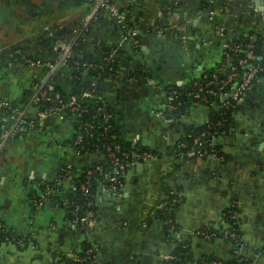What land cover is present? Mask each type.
I'll list each match as a JSON object with an SVG mask.
<instances>
[{
    "label": "crops",
    "instance_id": "obj_1",
    "mask_svg": "<svg viewBox=\"0 0 264 264\" xmlns=\"http://www.w3.org/2000/svg\"><path fill=\"white\" fill-rule=\"evenodd\" d=\"M116 2L142 19L138 43L111 12L101 9L88 24L82 50L111 57L114 69L99 82L104 99L123 138L155 150L158 157L150 165L136 166L116 194L101 188L97 225L83 232L69 220L63 203L71 181L48 191L42 207L30 195L54 181L65 162L75 158L73 167L80 171L95 156L74 157L72 121L52 117L10 139L0 155V221L30 233L34 243L23 249L1 244L0 264H66L60 257L80 250L86 240L99 246V256L111 264H174L164 255L173 253L176 242L166 238L164 224L152 217L165 183L180 187L176 223L181 234L176 237L191 243L194 261L189 264L207 255H233L235 246L226 237L195 234L198 229H223L231 211L244 241L242 251L264 264V77L245 93L229 128L216 138L223 160L178 158L175 152L183 125L208 120L206 105H191L180 115L166 109L170 85L194 83L221 61L218 21L227 25L229 36L239 38L250 30L264 32V12L252 0H211L208 9L202 8V0ZM212 8L217 10L215 20L207 13ZM85 15L75 0H0V134L12 111L27 103L34 84L49 75L47 63L55 53L45 27L53 24L71 39ZM50 84L72 88L65 69Z\"/></svg>",
    "mask_w": 264,
    "mask_h": 264
},
{
    "label": "trees",
    "instance_id": "obj_2",
    "mask_svg": "<svg viewBox=\"0 0 264 264\" xmlns=\"http://www.w3.org/2000/svg\"><path fill=\"white\" fill-rule=\"evenodd\" d=\"M77 5L79 7L85 8V13L86 15L90 12V9L93 5V0H75ZM214 3H211V0H202V8L203 9H208L210 7H213ZM128 12V18H131L130 10L126 9ZM85 15V17H86ZM138 20L137 17H134ZM129 20V19H128ZM219 22L216 24V26L219 25ZM129 25H132L133 23L129 21ZM51 28V31L56 33L59 38H62L64 40H69L65 39L62 37L60 31L58 28H55L53 24L48 25ZM141 36L138 35V37ZM253 36L254 40L252 42V46L249 45L251 42L250 37ZM57 37V38H58ZM55 37H49V43L51 44V48L53 47V44L55 43L56 39ZM228 40L230 45H238L239 46V51L238 55L244 56L247 54L249 50L253 51L254 54L259 55L264 57V32H258L257 30H250L246 35H241L239 38H233L229 36L228 29L226 31V36L224 37ZM83 37L80 39L78 42V45L74 46L73 49V56L69 60L68 64L63 68L67 71V73L70 74V79H71V84L72 88L70 91H65L59 86H53V85H48L47 90L51 95H54L55 93H59L62 96L63 102H68L72 96H77L81 106L86 108V112L83 113V115L80 118H73V117H67L68 120L72 121V129H73V134L70 139V145L73 147V149H78L81 151V155H74V157H79V156H84V155H95L92 157V159L87 162L85 165L82 166L80 171H77L75 169L76 167H73V162L75 161L74 159L70 160L72 163V168L70 171V178L66 177V174L61 170V167H63L64 164L61 165L59 173L63 175V179L61 183L55 185L52 181H49L51 186L54 184V188L52 191H55V189L64 187V182L67 180L72 182V186L69 188L70 192L64 197L63 203L65 206V209L67 211L69 220L73 222L75 219V212L79 215H85L86 211L91 210L93 211V214L95 213L97 216H99V205L97 201V195L100 191L101 188H106V189H111L110 187V182L107 181V176L112 172L113 167H114V162L110 158V150L108 149L109 146L114 145V140L110 138V134H116L118 137L117 142L121 145V148L123 149L122 151H131L133 149H137L140 151H152L155 153L158 157V153L155 150H152L150 148L144 147L142 145L136 144V143H131L125 140L123 138L120 127L117 124V121L115 119V114L113 109L108 105L106 100L104 99V96L101 92V87L99 85V82L106 78L110 72L114 69V62L112 59H106L107 54H102L98 56H93L90 54H86L83 52L82 47H83ZM217 44L220 46L221 49V61L216 64L215 66L206 69L199 79H202V76L204 74H211L213 73L219 66L223 65L226 61L227 55L226 52H230V54H235L233 51H230L229 48H226V50L223 48L221 42L222 39L219 37L217 39ZM259 59H250L248 62V65H253L257 63ZM84 62H92L95 65H102L103 68L100 67H95L89 69L87 73H85L82 70V64ZM247 68L244 66H241L240 69L241 71H244ZM262 77H264V74H259L257 80H255L254 84L258 82ZM198 79V80H199ZM238 80V78H237ZM95 82V83H94ZM172 88L176 89L179 91L181 94L178 99H176L175 102L181 101L182 104L178 107L177 110L171 111L172 113H176L180 115L182 112H184L189 106L194 105L193 100L191 98L192 93L194 92V87H193V81L189 85L186 86H178L176 84L170 85ZM83 91H89L91 93L90 97H85L82 98L81 94ZM32 94V93H31ZM31 96V95H30ZM229 100V99H228ZM58 102H50V101H41L39 104H37L38 111H48L50 110L53 106H55ZM201 105H206L209 109V116L208 120L199 126L196 125H191V124H185L183 125V132L180 134L179 139L175 143V152L177 156L182 155L187 149L192 148L193 145V139L196 135L201 133L204 130H210L214 131L217 129L220 133L217 135H220L221 133L225 132L226 129L229 128L230 123L232 122L233 119V112L237 109L238 103L229 100V103L226 104V101L224 102L221 96H210L209 102H199ZM103 108V110H100ZM104 112H111L113 115L112 117L108 120V123L111 125V127L107 130L104 128L105 124H108L104 115ZM36 117L35 113H29V119H33ZM91 123L94 125L93 128H88L87 130L85 129L87 124ZM215 127V128H210V127ZM88 127V126H87ZM31 130V129H29ZM21 134V133H20ZM20 134L16 135L15 137L19 136ZM79 134L83 135V139L76 143L77 136ZM13 137V138H15ZM12 138V139H13ZM213 140V136L208 135L206 137L207 143L211 142ZM8 143V142H7ZM182 143H186V146H182ZM118 155H121L119 153ZM122 157V160L127 161L131 160V157L124 158ZM187 159V158H186ZM98 165L102 166L101 170H95L93 174L90 176V178H87V171L91 169H95ZM128 172V171H127ZM128 176H124L123 178H126ZM89 181L91 183L89 187L90 194L89 196H86L84 192L81 189L80 182L81 181ZM42 184L39 188L35 189L31 195L35 193H41L43 192L46 196L49 194L47 189H46V184ZM173 190H178L180 191V187L176 184H169L165 183L164 186V194L169 195L168 200H171L173 197H175L177 194H172L170 193ZM48 193V194H47ZM180 202L182 201V196L180 197ZM180 206V203L177 205H171L168 204L164 208H157L153 214V218L160 219V221L163 223L170 218L175 221L176 223V213L177 210ZM98 219V217H97ZM150 221L147 218V223ZM225 221L231 223L232 225L235 223L233 219H230L229 214L226 213L225 216ZM1 222V221H0ZM3 223V222H1ZM3 227H0V245L3 244L6 240H8L7 244H12L18 247L19 249L26 248L28 245L33 244L34 240L28 239L32 237V235L29 234H24L21 233L13 228H10L6 226L3 223ZM75 225L80 228L83 232H88L91 229L86 226V223H75ZM176 225H178L176 223ZM235 225V224H234ZM179 227V225H178ZM164 230H165V235L166 238L170 241L176 242V247L173 251V254H176V258L172 259L171 261L174 264H189V262L194 261L193 256H192V251H191V243L187 239H179L176 237L175 234H173L170 230L169 225H164ZM180 228V227H179ZM222 229L214 231L215 236H223L221 234ZM25 239L28 241V244L26 246H21L18 242L19 239ZM214 238V237H212ZM228 240L231 241V243L234 244L235 246V252L233 255L229 258L226 257H220V256H211L207 255L202 257L203 259L207 260H212V259H218L221 260L223 264H240L239 258L243 255H239L238 250H239V245L235 244L234 240L232 238H227ZM31 242V243H30ZM95 245L86 240L83 242L82 247L80 250L73 252L71 255H65L63 254L60 257L59 262H65L66 264H88L89 261L93 258H95L96 255H98V251L100 250L99 246L93 249ZM92 249L91 251H89ZM242 251V248H241ZM243 252V251H242ZM244 254V252H243ZM75 256L81 257V258H87L86 261H74ZM248 256V255H247ZM246 254L243 256L245 259L247 258ZM103 264H111L109 262H105ZM201 264V263H199Z\"/></svg>",
    "mask_w": 264,
    "mask_h": 264
},
{
    "label": "built area",
    "instance_id": "obj_3",
    "mask_svg": "<svg viewBox=\"0 0 264 264\" xmlns=\"http://www.w3.org/2000/svg\"><path fill=\"white\" fill-rule=\"evenodd\" d=\"M101 9H105L112 13L115 17L116 21L125 29L127 35L135 40L136 43L139 41L138 35H140V28H139V21L142 19H136L134 17L128 18V12L125 8L121 7L116 0H93V5L90 9V12L86 15L84 19V23L80 29L75 30V35L73 38L69 40H64L59 38L58 35L51 31L50 26H46L45 29L48 31L50 37L57 38L55 43L53 44L52 50L55 53V58L53 61L48 62L47 66L49 68V75L43 81L37 82L33 86L32 94L28 99L27 103L18 110L12 111L11 119L8 122L7 127L4 131L0 134V155L4 150L7 142L15 137L16 135L28 131L29 129H35L42 127L46 121L52 117H58L60 119H67V117L73 118H80L84 112H86V108L81 106V103L77 96H72L68 102H63L62 96L59 93H55L51 95L48 90L47 86L50 85L51 77L59 70H62L69 62L71 57L73 56V49L74 46L78 45L80 39H82L83 35L88 29V24L90 21L97 16ZM263 12V11H262ZM210 20H215L217 15V10L215 8L209 9L207 11ZM129 19V20H128ZM129 21L133 24L129 25ZM218 36L222 39V46L226 50L229 48L230 51H233L235 54H230V52H226L227 58L223 65L219 66L213 73L211 74H204L202 79L196 80L193 83L194 92L191 95L193 100V104H199V102H209L210 96H221L223 101H226V104L229 103V100H233L239 103L245 93L250 90L255 80H257L259 74H264V57L256 55L253 51L249 50L246 55L240 56L238 55L239 46L238 45H230L228 40L224 38L226 36L227 25L224 22L219 23L217 26ZM159 32H164V29H159ZM251 42L249 43L252 46V42L254 37H250ZM106 59H110L111 57H106ZM250 59H259V61L253 65H248ZM82 70L87 73L89 69L100 67L103 68L102 65H95L92 62H84L82 65ZM244 66L247 68L244 71H241L240 67ZM238 78V80H237ZM95 83V82H94ZM181 94L178 90L172 88L171 86L167 90L168 96V103L166 105V109L169 111L177 110L178 107L182 104L181 101H176ZM91 93L89 91H83L81 94L82 98L90 97ZM229 99V100H228ZM41 101H50V102H58L55 106H53L48 111H38L37 104ZM5 104H7L5 102ZM36 108L37 111L35 112L36 117L33 119H29V113H31L30 109ZM100 110H103L101 108ZM106 121L112 117L111 112H104ZM105 129H109L111 125L108 123H104ZM88 126V127H87ZM86 126V130L88 128H93L94 125L88 123ZM215 128V127H210ZM220 133L215 129L214 131L204 130L198 135H196L193 139V147L187 149L182 155L177 156L178 158H187V159H194V158H205V157H216L220 160L224 159L223 154L220 151V148L216 144L217 134ZM208 135L213 136V140L209 143L206 141V137ZM118 136L116 134H110V138L114 140V145L109 146L108 149L110 150V158L114 162V167L112 172L107 176V181L110 182V191L114 192L115 194L125 185V178L124 176H128L132 170L136 168L138 164L143 165H150L153 160L157 158V155L152 151H140L137 149H133L131 151H122L121 145L117 142ZM83 139V135L79 134L76 139V143L80 142ZM182 146H186V143H182ZM72 151L76 155H81L80 150L73 149ZM121 153V155H118ZM122 157L128 158L131 157V160L124 161ZM123 158V159H124ZM72 168V163L67 162L61 170L66 174L67 178H70V171ZM102 166L98 165L95 169H91L87 171V178L89 179L90 176L93 174L95 170H101ZM128 171V172H127ZM63 179V175L60 173L57 175L53 183L55 185L61 183ZM127 179V178H126ZM49 183L46 184L47 191L51 192L54 188ZM91 183L87 181H81L80 186L82 191L86 196H89ZM170 193L177 194L171 200H168L169 195L164 194L163 200L158 204L157 208H164L166 205H177L180 203L179 196L181 197V191L173 190ZM46 195L43 192L35 193L32 197L33 203L36 207H42L45 204ZM76 216L73 220L74 224L79 223H86L88 228H94L97 225L98 219L97 215L91 210L86 211L85 215H79L77 211L75 212ZM233 213L229 214L230 219L234 220ZM165 225H169L170 230L173 234L180 235V230L178 225H176L175 221L171 218L165 222ZM235 224V223H234ZM232 225L231 223L225 221V226L221 231V234L226 238H232L235 244L239 245L238 253L239 255L245 256L241 251L242 246L244 245V241L242 239V235L239 233L237 226ZM148 225L147 222L143 224L144 227ZM3 223L0 222V227H3ZM195 234L201 237L212 238L216 234L214 231H206V230H195ZM32 240V237L28 238ZM28 240V241H29ZM28 241L25 239H19L18 242L21 246H26ZM8 240H6L3 244H6ZM31 243V242H30ZM96 246L93 247V249ZM90 249L89 251H91ZM99 253V251H98ZM241 256L239 258L240 264H259L257 258H252L247 256L249 259H245ZM165 259L172 260L176 258V254H168L164 255ZM87 258H81L75 256L74 261H86ZM104 261L98 255L95 258L91 259L88 264H103ZM196 264H223L221 260L218 259H199L195 262Z\"/></svg>",
    "mask_w": 264,
    "mask_h": 264
},
{
    "label": "water",
    "instance_id": "obj_4",
    "mask_svg": "<svg viewBox=\"0 0 264 264\" xmlns=\"http://www.w3.org/2000/svg\"><path fill=\"white\" fill-rule=\"evenodd\" d=\"M252 1L254 2V5L257 7V9L264 12V0H252ZM263 17H264V15H263ZM143 144H146V142L143 141ZM137 166L142 167L143 164H138Z\"/></svg>",
    "mask_w": 264,
    "mask_h": 264
}]
</instances>
